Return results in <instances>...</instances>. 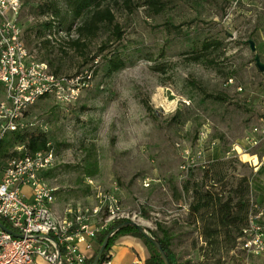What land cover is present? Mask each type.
Segmentation results:
<instances>
[{
  "label": "rangeland",
  "instance_id": "374dc122",
  "mask_svg": "<svg viewBox=\"0 0 264 264\" xmlns=\"http://www.w3.org/2000/svg\"><path fill=\"white\" fill-rule=\"evenodd\" d=\"M19 1V22L31 46L26 28L40 0ZM141 4L142 0H132L130 9L123 3L111 4L115 24L123 32L121 44L127 46L134 64L109 77L102 72L105 53H99L111 37L109 29L84 40L81 51L50 45L38 50V59L50 61L51 71L68 76L87 69L94 56L100 62L92 86L67 112L54 108L51 100H41L24 121L45 131L51 143L61 144L54 156L53 175L45 178L56 189L55 209L63 213L76 205L92 207L97 191H104L119 200L124 219L137 224L138 214L146 213L153 222H167L177 233L186 220L182 203L175 199L178 190L189 177L200 182L204 166L229 159H236L237 175L250 179L251 201L264 207V139L256 136L257 145L246 153L234 150L264 123V72L256 68L246 44L255 42L264 64V0H166L159 15ZM167 22L184 23L181 29L191 37L200 34L222 41L223 73L188 62L189 45L180 36L171 34V42L165 45L168 35L163 24ZM120 46L117 43L114 49L123 50ZM134 49L152 61L139 59ZM230 71L234 76L226 79ZM192 83L207 94L224 97L225 102L201 104L198 93L191 102L187 97ZM176 116L178 123L173 120ZM202 132L206 138L199 142ZM253 155L257 159L251 160ZM187 158L194 164L186 172L181 166L189 162ZM94 162L97 173L90 185L85 168ZM189 201L184 199L186 205ZM188 238V255L181 262L195 264L199 256L190 244L197 236ZM176 242V253L186 251Z\"/></svg>",
  "mask_w": 264,
  "mask_h": 264
},
{
  "label": "built area",
  "instance_id": "2783aa9c",
  "mask_svg": "<svg viewBox=\"0 0 264 264\" xmlns=\"http://www.w3.org/2000/svg\"><path fill=\"white\" fill-rule=\"evenodd\" d=\"M20 10L19 0H0V140L21 127L26 114L41 100H51L67 112L93 81L88 69L69 76L54 75L46 63L38 61L35 52L26 47ZM33 21L30 18L29 22ZM59 36L68 39L63 32ZM258 135L264 139V123L253 128L234 150L248 152L257 145ZM205 138L202 132L198 141ZM21 150L22 146L16 148ZM54 160L50 151L12 157L0 165V218L9 226L0 222V264H93L98 234L124 219L119 200L104 191H97V203L92 207L76 205L59 213L55 209L56 189L43 176L53 168ZM186 160L189 162L181 169L187 172L194 163L191 158ZM87 183L93 182L87 179ZM238 242L245 264L264 258V207L252 205ZM102 256L98 264H112L111 250L107 252L110 259ZM133 264L144 262L135 260Z\"/></svg>",
  "mask_w": 264,
  "mask_h": 264
},
{
  "label": "trees",
  "instance_id": "16d2710c",
  "mask_svg": "<svg viewBox=\"0 0 264 264\" xmlns=\"http://www.w3.org/2000/svg\"><path fill=\"white\" fill-rule=\"evenodd\" d=\"M119 3H123L129 9L133 6L132 0H40L35 7V15L32 17L35 21L26 28L31 46L27 43L25 31L23 33L26 47L30 51H34L36 59L45 62L50 69V61L47 63L37 57L38 50L42 46L50 45L62 51H66L65 47L70 46L81 51L86 46L84 40H93L102 29H109L111 37L99 48V53H105L102 72L106 77H109L134 64L129 61L127 56V46L121 44L123 32L115 24V17L111 10V4ZM139 7H148L155 15H159L166 7V0H142ZM42 17L47 20L40 21ZM67 21L70 23L65 29L64 24ZM183 25L184 23L181 26H176L169 22L163 24L168 35L165 45L171 42V34L180 36L189 45L188 62L212 69L219 74L223 73V68H220L221 64H219L224 49L222 41L214 38H202L200 34L191 37L190 33L182 31ZM59 32L65 33L68 39L61 38ZM72 33L73 37H71ZM48 36H52L53 39L50 40L47 38ZM117 43H120V48L123 50L114 49ZM133 52L138 55L139 59L152 61V58L144 55L140 49H134ZM98 57H92L90 64L87 65V69L91 71L92 80L100 65ZM157 69L164 72L163 66H159ZM51 73L64 75L58 74V71H51ZM233 76V71L225 74L226 79H231ZM191 85V92L187 97L191 102L195 101L196 93L200 97L201 104L208 100H211L212 103L225 102V98L222 96L207 94L199 84L192 83ZM54 108L62 111L55 106ZM27 115L28 113L25 118ZM173 120L177 123L179 121L177 116ZM19 146H22V150L17 152L16 148ZM60 146L61 144L51 143L45 131L35 128L31 123L24 122L17 130L7 132L1 138L0 165L3 167L12 157L35 155L36 153L51 151L55 156ZM235 160H215L207 167L204 166L202 180L195 182L192 177H189L175 198L177 201L182 198L190 200L185 224L190 229L188 235L196 234L197 240L201 242L199 244L194 238L191 240L190 245L192 249L197 250L199 256L198 262L195 264H245V254L238 249V240L255 202H252L250 198L252 195L250 179L247 176L236 174ZM52 169L44 172V178L53 175L54 170ZM85 171L88 178L91 179L97 173V164L95 162L89 164ZM142 217L150 219L146 213L142 214ZM0 222L9 227L1 218ZM131 223L127 219H121L111 223L105 232L98 234L96 253L107 239L102 259H110L107 257V252L120 238L128 236L143 242L147 252L144 264H165L157 248L145 239L144 235ZM154 226V230L147 228L144 231L160 246L169 264H190V262L182 263L181 256L173 249L175 237L172 226L167 227L160 222H154ZM114 230L115 232L110 235Z\"/></svg>",
  "mask_w": 264,
  "mask_h": 264
},
{
  "label": "crops",
  "instance_id": "0c3cea01",
  "mask_svg": "<svg viewBox=\"0 0 264 264\" xmlns=\"http://www.w3.org/2000/svg\"><path fill=\"white\" fill-rule=\"evenodd\" d=\"M250 158H252L251 160L257 159L256 155H253ZM178 192L180 193L181 189L178 190ZM179 202L182 203V205H183L182 211H181L182 215L186 216L188 205H186V203H184L183 198ZM119 204H120V202H119ZM120 207H121V204H120ZM121 210L123 212L122 207H121ZM137 219H138V223H139V224L137 223V225H139L143 229H147V228L151 229V230L155 229L154 222L152 220L145 219L140 214H138ZM157 221L155 220V222H157ZM161 223L167 227L170 226V225H168L167 222H161ZM188 229L189 228L186 226V224L184 222H182V226L180 227V231L177 233L174 232V237H175L174 243L177 241L176 245H178L179 247H182V246L186 247V248H184L186 251H182L181 254L179 253V255L183 258H185L184 256L188 255L186 252L189 250V246H188V241H189L188 232H189V230ZM187 230H188V232H187ZM111 252H112V257H111V263L112 264H133L135 260H139V261L144 262V260L146 259V256H147L146 248H145L143 242L137 238L128 237V236L120 238L116 242V244L111 248ZM253 262L255 264H264V258H257Z\"/></svg>",
  "mask_w": 264,
  "mask_h": 264
},
{
  "label": "water",
  "instance_id": "95a60500",
  "mask_svg": "<svg viewBox=\"0 0 264 264\" xmlns=\"http://www.w3.org/2000/svg\"><path fill=\"white\" fill-rule=\"evenodd\" d=\"M246 44L248 45L250 52H252L254 54V59L253 60H254L256 68L261 73H263L264 72V64L260 61V59H259V57H258V55L256 53L255 42L252 41V40H248V41H246ZM131 224L134 227H136V229L144 235L145 239H147L149 242H151L157 248V250L159 251L160 255L162 256V259H163L164 263L165 264H169L168 259L164 255V253H163L162 249L160 248V246L150 236H148L145 233L144 229L142 227H140L139 225L133 223V222ZM0 227H2V226H0ZM106 246H107V239L101 245V247H100V249H99V251L97 253V256H96L93 264H98V262L100 261L101 256L103 255V253L105 251Z\"/></svg>",
  "mask_w": 264,
  "mask_h": 264
}]
</instances>
